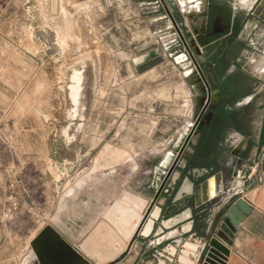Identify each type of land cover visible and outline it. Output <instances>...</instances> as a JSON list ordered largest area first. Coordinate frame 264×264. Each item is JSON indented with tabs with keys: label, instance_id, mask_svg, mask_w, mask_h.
<instances>
[{
	"label": "rangeland",
	"instance_id": "1",
	"mask_svg": "<svg viewBox=\"0 0 264 264\" xmlns=\"http://www.w3.org/2000/svg\"><path fill=\"white\" fill-rule=\"evenodd\" d=\"M191 1L0 0L2 23L20 24L19 37L3 45V81L13 91L0 93V103L16 105L0 131L4 148L19 151L4 158L5 213L19 215L12 223L18 236L5 242L22 259L42 224L75 248L54 225L65 203L61 219L81 231L92 206L102 212L126 192L151 195L185 158L210 93L189 43L198 11L208 6L207 24H234L237 39L251 18L264 25V0H205L190 9ZM247 41V58L264 53V32ZM194 43L206 61L217 57V43ZM134 205L141 207L139 199Z\"/></svg>",
	"mask_w": 264,
	"mask_h": 264
},
{
	"label": "crops",
	"instance_id": "2",
	"mask_svg": "<svg viewBox=\"0 0 264 264\" xmlns=\"http://www.w3.org/2000/svg\"><path fill=\"white\" fill-rule=\"evenodd\" d=\"M201 1L192 0L190 9L205 6V0ZM198 12L201 14L196 17L200 19L189 27V43H197V37H203L210 45H219L217 57L206 61L199 47L190 43L194 56L203 63L207 82L209 80L213 86L211 105L214 108L205 107L204 117L210 115L202 126L207 128L205 131L201 128L200 135L198 131L193 133L186 156L169 181L162 188L157 186L151 195L141 194L150 201V210L124 253L108 264H202L210 239H217L227 250L224 264H264V72L257 75L249 70L253 57L264 56V53L247 58L251 43L247 37L260 29L256 27L237 39L230 36L234 24H224L221 19L207 24L208 6ZM31 25H24L27 32ZM19 35L20 24H3L0 19V93L13 91L3 81V45L12 43ZM240 63L243 65L238 68ZM198 95L203 99L201 91ZM13 102L6 106L0 103V125L4 124L8 110L15 107ZM18 153V149L4 148L1 133L0 264H38L30 248L23 252L26 256L22 259L19 247L5 242L9 237L18 236L19 231L12 223L19 215L13 213L7 217L5 213L4 158L18 157ZM194 154L196 160L189 165ZM220 180L221 193L203 203L201 198L209 197L198 198L197 189L207 181L205 191L212 196ZM240 200L246 203L249 213L233 227L227 214ZM34 230L28 236L31 237ZM79 254L85 258L81 252ZM90 264L97 262L92 260Z\"/></svg>",
	"mask_w": 264,
	"mask_h": 264
},
{
	"label": "water",
	"instance_id": "3",
	"mask_svg": "<svg viewBox=\"0 0 264 264\" xmlns=\"http://www.w3.org/2000/svg\"><path fill=\"white\" fill-rule=\"evenodd\" d=\"M207 84L210 88L207 105L210 109H213L211 105V89H213V86L211 82H207ZM203 125V123H200L199 131ZM206 182H203L200 186ZM220 193L221 180L215 188L214 195L201 199L207 201L215 198ZM138 199L141 207L134 205ZM150 204L149 200L127 192L124 193L121 199L114 200L102 212H100L99 204L97 203V205L92 206V210H88L89 212L85 211L92 218L79 231L76 228L77 226H73L76 225V221H70L72 228H69L67 226L69 223L61 219L63 212L67 210L65 203L66 206L61 207L62 209H60L58 214L60 218L54 220V225L71 242L76 243L75 248L62 239L52 227L42 224L30 239L31 250L38 264H90L79 252L90 260H96L97 264H108L124 253L129 242L138 233L139 227L147 215V210L151 206ZM84 205L87 204L82 203L76 209V214L79 216L80 213L78 212L84 210ZM248 213V206L240 200L229 210L227 218L233 227H237ZM76 214L74 219L78 220L79 216ZM82 217L84 216H80V218ZM100 217H102L104 222L97 224L96 222ZM95 223V228L92 229L87 237L82 239L84 234L89 231V227H93ZM227 255V250L217 239H210L208 252L202 264H224Z\"/></svg>",
	"mask_w": 264,
	"mask_h": 264
},
{
	"label": "bare ground",
	"instance_id": "4",
	"mask_svg": "<svg viewBox=\"0 0 264 264\" xmlns=\"http://www.w3.org/2000/svg\"><path fill=\"white\" fill-rule=\"evenodd\" d=\"M256 27H259L260 31L261 32H264V27L262 25H260V23L254 19V18H251L248 23L246 24V26L244 27V29L242 30L241 32V38L247 34L248 32H250V30H253L254 28ZM196 54L198 55V57L200 58V60H202L201 56L199 55V51L197 50L196 46H193ZM249 70L253 73H256L257 75H260L261 72H264V57L262 56H259V55H255L253 57V59L251 60L250 64H249ZM260 71V72H259ZM76 82V85L74 87L71 88V92H72V97L74 99V101L77 99L78 95H79V91H80V76L79 74L75 73L74 74V78H73ZM208 82H210L208 80ZM197 94L200 93L199 90L196 91ZM212 96V95H211ZM203 99L200 98L198 100V105H200L202 103ZM214 108V107H213ZM216 108V107H215ZM207 115H210V113L206 114V116L201 119V123L204 124V119H206ZM210 117V116H208ZM199 132V135H200V131L197 130ZM198 142V141H197ZM197 144V143H196ZM195 144V145H196ZM190 146V145H189ZM159 172L162 174L163 171L162 170H159ZM159 173V174H160ZM160 176V175H159ZM188 188V187H187ZM213 194V193H212ZM197 196L198 198H201V197H209V191H208V195L205 191V185H202L200 188L197 189ZM156 213H153V216H155Z\"/></svg>",
	"mask_w": 264,
	"mask_h": 264
},
{
	"label": "trees",
	"instance_id": "5",
	"mask_svg": "<svg viewBox=\"0 0 264 264\" xmlns=\"http://www.w3.org/2000/svg\"><path fill=\"white\" fill-rule=\"evenodd\" d=\"M215 81H216V80H215ZM205 111H206V108L204 109V112H205ZM215 115H216V114H214V116H215ZM206 128H207V127H203V128H202V130H203V131H205V130H206ZM194 160H196V155H195V154L193 155V157H192V159H191V161H190L189 165H191V164H192V162H193Z\"/></svg>",
	"mask_w": 264,
	"mask_h": 264
},
{
	"label": "built area",
	"instance_id": "6",
	"mask_svg": "<svg viewBox=\"0 0 264 264\" xmlns=\"http://www.w3.org/2000/svg\"><path fill=\"white\" fill-rule=\"evenodd\" d=\"M178 40V38H176ZM203 203H205L206 201H203V199H201Z\"/></svg>",
	"mask_w": 264,
	"mask_h": 264
}]
</instances>
